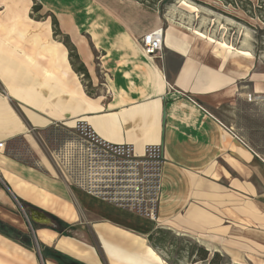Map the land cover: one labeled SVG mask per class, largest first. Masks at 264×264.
Masks as SVG:
<instances>
[{
  "label": "crops",
  "instance_id": "crops-1",
  "mask_svg": "<svg viewBox=\"0 0 264 264\" xmlns=\"http://www.w3.org/2000/svg\"><path fill=\"white\" fill-rule=\"evenodd\" d=\"M184 13L162 27L137 0H0V264H166L149 241L159 230L264 254V160L228 122L240 93H256L254 50L202 35ZM157 28L150 59L137 40ZM78 121L137 154L161 147L157 221L69 187L27 147Z\"/></svg>",
  "mask_w": 264,
  "mask_h": 264
},
{
  "label": "rangeland",
  "instance_id": "rangeland-1",
  "mask_svg": "<svg viewBox=\"0 0 264 264\" xmlns=\"http://www.w3.org/2000/svg\"><path fill=\"white\" fill-rule=\"evenodd\" d=\"M137 1L143 3L145 11L154 15V20H158L162 27L163 21L184 22V18L187 17L184 13L186 10L195 15L197 28L202 27L198 29L201 32L195 30L202 35L211 39L217 36L218 39L214 38V40H223L234 48L248 46L254 50L256 93L251 91L247 93V90L240 93L238 111L229 115L231 120L228 122L235 133L255 151L259 158L264 160V81L259 80L264 77V0ZM237 52L241 56H251L248 51ZM62 138V135L56 131L33 134L31 139L34 145L30 142L27 147L31 148L34 155H36L34 151L39 153L42 150L40 153L43 157L47 155L50 157L59 150ZM20 145L22 147V143ZM225 171L226 178L222 184L230 189L231 183L228 180L232 177L231 169ZM238 177L239 181L243 182L247 180L248 173L241 169ZM240 190L244 189L240 188ZM17 204L22 210H27L22 202L17 201ZM230 222L227 220L222 224L231 225ZM152 235L150 244L166 264H264V254L260 249L254 251L248 246L240 248L237 247V243H217L218 247L209 249L207 244L199 243L194 237L183 233L159 230L157 234ZM223 235L227 239L229 232L226 231ZM204 252L205 259H203Z\"/></svg>",
  "mask_w": 264,
  "mask_h": 264
},
{
  "label": "built area",
  "instance_id": "built-area-1",
  "mask_svg": "<svg viewBox=\"0 0 264 264\" xmlns=\"http://www.w3.org/2000/svg\"><path fill=\"white\" fill-rule=\"evenodd\" d=\"M163 41V28H157L137 40V45L146 57L161 58ZM56 132L63 138L59 150L50 157L69 187L120 210L157 221L163 166L160 146H145L137 154L130 144L102 140L81 121L72 129L59 125ZM4 149L0 142V150Z\"/></svg>",
  "mask_w": 264,
  "mask_h": 264
},
{
  "label": "bare ground",
  "instance_id": "bare-ground-1",
  "mask_svg": "<svg viewBox=\"0 0 264 264\" xmlns=\"http://www.w3.org/2000/svg\"><path fill=\"white\" fill-rule=\"evenodd\" d=\"M163 36H164V31H163ZM42 216H43V215H42ZM32 218L35 219V220H38V221H40V222H42V223H44V224H48V221H47L46 219H44V218H42V219H40L39 217L36 218V217L33 216V215H32Z\"/></svg>",
  "mask_w": 264,
  "mask_h": 264
},
{
  "label": "trees",
  "instance_id": "trees-1",
  "mask_svg": "<svg viewBox=\"0 0 264 264\" xmlns=\"http://www.w3.org/2000/svg\"><path fill=\"white\" fill-rule=\"evenodd\" d=\"M240 1V0H239ZM199 2V1H198ZM53 219L55 220V221H58L55 217H53ZM158 233V232H157ZM156 233V234H157ZM153 239V235H151V236H149V241H151ZM157 241L159 242V239H157ZM206 253L204 252V256H203V259H205L206 258Z\"/></svg>",
  "mask_w": 264,
  "mask_h": 264
},
{
  "label": "water",
  "instance_id": "water-1",
  "mask_svg": "<svg viewBox=\"0 0 264 264\" xmlns=\"http://www.w3.org/2000/svg\"><path fill=\"white\" fill-rule=\"evenodd\" d=\"M28 217H29V219L31 220V222L34 223V219L32 218V216H28Z\"/></svg>",
  "mask_w": 264,
  "mask_h": 264
},
{
  "label": "flooded vegetation",
  "instance_id": "flooded-vegetation-1",
  "mask_svg": "<svg viewBox=\"0 0 264 264\" xmlns=\"http://www.w3.org/2000/svg\"><path fill=\"white\" fill-rule=\"evenodd\" d=\"M25 206H27V205H25ZM38 212V211H37Z\"/></svg>",
  "mask_w": 264,
  "mask_h": 264
}]
</instances>
